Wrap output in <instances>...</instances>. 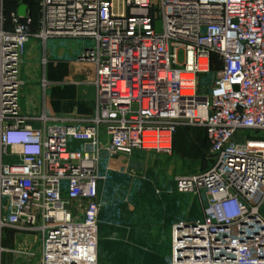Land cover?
<instances>
[{"label": "built area", "instance_id": "2783aa9c", "mask_svg": "<svg viewBox=\"0 0 264 264\" xmlns=\"http://www.w3.org/2000/svg\"><path fill=\"white\" fill-rule=\"evenodd\" d=\"M39 22L0 0V264L8 228L41 236L17 250L40 264H98L103 183L182 127L205 130L209 166L174 177L203 218L173 224L170 264H264V0H41ZM33 37L86 40L93 115L23 112Z\"/></svg>", "mask_w": 264, "mask_h": 264}, {"label": "crops", "instance_id": "0c3cea01", "mask_svg": "<svg viewBox=\"0 0 264 264\" xmlns=\"http://www.w3.org/2000/svg\"><path fill=\"white\" fill-rule=\"evenodd\" d=\"M40 1L5 0L6 12L11 15L18 12L22 4H26V13L35 19L33 29L38 30ZM86 44V40L71 37H53L48 40L33 37L30 40L24 65L28 73L37 67L36 80L40 88L37 92L30 91L22 78L24 113L39 112L45 101L47 111L51 114H94L95 87L86 83L89 71L79 70L75 63V57ZM43 77L58 83L45 92V98ZM68 79L72 81L64 82ZM200 129L207 146L200 150L198 157H185L175 147L171 154L136 151L126 160L129 169L126 173L113 172L103 183L98 264H170L173 224L181 218L190 221L203 218L202 204L197 196L174 190L176 175L196 173L209 166L208 161L204 165L203 161H199L204 150L209 153L206 132ZM262 214L264 216V206ZM4 246L7 251L2 264H40L38 258L17 252L40 253L42 244L39 234L8 228L5 230Z\"/></svg>", "mask_w": 264, "mask_h": 264}, {"label": "trees", "instance_id": "16d2710c", "mask_svg": "<svg viewBox=\"0 0 264 264\" xmlns=\"http://www.w3.org/2000/svg\"><path fill=\"white\" fill-rule=\"evenodd\" d=\"M6 16L9 19L10 15L7 12ZM199 129L179 128L174 137V147L181 155L196 158L199 156L200 150L207 146L206 138H204L202 131H200L201 129Z\"/></svg>", "mask_w": 264, "mask_h": 264}, {"label": "rangeland", "instance_id": "374dc122", "mask_svg": "<svg viewBox=\"0 0 264 264\" xmlns=\"http://www.w3.org/2000/svg\"><path fill=\"white\" fill-rule=\"evenodd\" d=\"M24 62H25V60H24ZM21 71H22L21 73L23 74V76L21 74V77L26 81V86L25 87H28V89L30 91H34V92L36 91L37 92L39 90V88H40L39 81L36 80V77L38 75L37 67H33L31 71L28 70V71H30L28 73V72H26V67H25V65L23 63ZM37 81H38V83H37ZM35 98L36 97L34 95L33 96L34 101H35ZM36 103H38V102H35V104ZM204 160H206V161H204ZM199 161H200V163H202V161H203V163H202L203 165H204V163H207V161L209 162L208 151L206 152L204 150L203 153H201V159ZM202 164H200V165H202ZM203 165H202V167H203ZM31 260H34V259H31Z\"/></svg>", "mask_w": 264, "mask_h": 264}, {"label": "water", "instance_id": "95a60500", "mask_svg": "<svg viewBox=\"0 0 264 264\" xmlns=\"http://www.w3.org/2000/svg\"><path fill=\"white\" fill-rule=\"evenodd\" d=\"M26 9H27V5L22 4L18 9V14L21 16H25L26 15ZM158 29L160 30V23H158Z\"/></svg>", "mask_w": 264, "mask_h": 264}]
</instances>
